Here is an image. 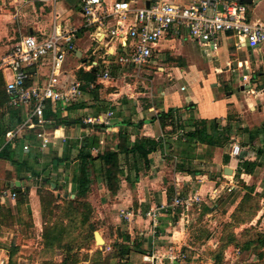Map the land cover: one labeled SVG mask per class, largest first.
<instances>
[{
	"label": "crops",
	"instance_id": "crops-1",
	"mask_svg": "<svg viewBox=\"0 0 264 264\" xmlns=\"http://www.w3.org/2000/svg\"><path fill=\"white\" fill-rule=\"evenodd\" d=\"M106 1L112 3L115 0ZM137 1L143 5L156 0ZM164 1L186 6L201 0ZM247 6L252 22L264 24V0H253ZM83 23L80 0H58L54 4L39 0H0V45L16 39L26 30L29 34L22 37H50L55 31L64 33L75 28L80 29ZM79 35L76 53L69 55L65 62L63 86L75 80L81 81L77 75L80 72L77 66L88 58L91 38L86 29L81 30ZM186 40L192 43L188 55L183 50ZM198 48L202 50V54ZM248 49L251 50L248 55L256 54L259 60L250 61L237 56L238 52ZM159 50L158 60L153 61L150 67L154 64L155 69L161 70L168 55L181 60V64L177 63L172 67L165 65L164 71L168 75L163 72L162 83L154 85V92L158 93L160 90V97L156 100L147 99L152 94H147L146 97L138 92L115 91L106 97L100 95L99 98L86 93L83 99L63 114L55 113L49 108L46 117L50 122L45 126L24 129L22 123L29 110L9 107L5 97L0 103V154L8 151V156L0 159V210H19L21 216L29 215L35 228L39 229L43 224L39 189L46 181H49L50 189L56 193L57 198L59 194L60 199L77 198L79 185L74 177L80 174L84 157L118 152L119 149L121 151L125 138L129 147L138 139H150L157 145L148 154L147 160L132 152L119 154V189L115 194L110 192L102 177L98 178L99 183L93 182L91 187L98 185L100 188L102 218L114 222L119 233L125 232L124 237L121 235V243L129 251L127 264H168L167 256H173L176 251L187 246L189 231L185 222H193V218L203 213L204 206H217L213 202L226 188L228 191L236 188L234 176L239 161V157L231 155L232 145H240L235 139L229 142L228 147L217 146L208 151L213 155L207 153L199 160H191L190 156L180 152L175 154L177 147L172 146L177 136L183 142H192L190 132H174L173 118L178 113H182L181 118L186 120L189 127L193 124L192 121L214 120L222 121V126H225L227 123L231 124L228 118L232 109L242 119L240 128L245 135H249V146L246 148L250 151L244 152L245 160L250 163L259 162L263 167L260 166L257 170L264 174V160L261 161L259 157L264 152V48H237L235 40L226 36L222 37L219 48L214 50L183 36L181 39L169 37L163 40ZM175 50L178 52L173 54ZM71 58L78 61L77 66H72ZM69 66L72 67L71 70ZM33 72L36 74L32 81L40 83L47 79L50 67L43 65ZM217 75H223V84L219 82ZM245 76L248 78L244 79ZM185 79L195 89V94L184 96L180 92L186 91V87L178 88L173 84L176 80ZM219 85L226 89L225 94L220 98L212 97L210 88ZM238 88L240 90H235ZM205 91L208 96L203 98L200 94ZM104 104L107 109L102 107ZM172 109L175 113L170 120H165L162 115ZM108 111H114L115 115L111 126L105 130L83 123L86 118ZM9 131H15L17 137L13 140L7 139L6 134ZM39 132L49 136L51 144L42 153H38L36 149L25 151V145L40 144L35 135ZM240 147L242 156V146ZM100 164V161L95 162V167H101ZM226 168L232 169L233 174L226 175ZM206 169L209 170L207 173L204 172ZM225 176H232V179H222ZM92 178L97 181L95 175ZM242 178L250 180L253 176L243 173ZM53 184L56 185L55 188ZM8 191H14L16 198L2 197V193ZM176 195H196L200 197L201 204L195 205L197 208L190 207L187 212L177 209L162 214L154 235L150 218L147 217L148 212L163 205H171ZM118 210L132 211L131 221L125 222L118 215ZM36 214L39 217V226L35 219ZM127 237L128 240H124ZM104 240L108 242L106 238ZM8 247V234L0 225V261L8 256Z\"/></svg>",
	"mask_w": 264,
	"mask_h": 264
},
{
	"label": "rangeland",
	"instance_id": "rangeland-1",
	"mask_svg": "<svg viewBox=\"0 0 264 264\" xmlns=\"http://www.w3.org/2000/svg\"><path fill=\"white\" fill-rule=\"evenodd\" d=\"M27 34L29 33L26 30L16 39L0 45V68L8 49ZM186 42L183 50L188 55L192 43L187 40ZM80 47L83 48L82 45ZM262 48L264 47L262 46ZM178 50H175L173 54H176ZM197 50L202 54L201 49ZM250 51L248 49L238 52L237 56L250 61L259 60L256 54L249 56ZM71 60L72 66L74 64L77 66L78 61L74 58ZM48 63L49 61L46 59L44 65H48ZM177 63L181 64V60L168 55V60L163 64L161 70L155 69L154 64L152 67H145L141 72L130 67L114 68L111 80L105 83L97 82L96 87L88 88L86 93L99 98L100 95L106 97L107 94L115 91L123 93L128 91L143 93L146 97L147 94H152L154 97L150 96L147 99L156 100L160 97V90L156 93L154 87L162 83L163 75L161 76V74L163 72L168 75L164 71L165 65L172 67ZM45 69L47 70V68ZM69 69L71 70L72 67L69 66ZM212 73L211 70L210 74ZM1 76L2 71L0 70V79ZM219 78V82L223 84V75H220ZM173 84L178 88L186 87V91L180 92L184 96L195 94V89L187 79L176 80ZM210 89L212 97L220 98L226 92V89L221 85ZM4 94L2 86L0 103L5 99ZM200 95L203 98L208 96L206 91ZM102 107L107 109L105 104ZM181 117L182 113H178V116L173 118L175 134L181 130L192 133L197 128L205 130V133H202L199 139L195 138L196 141L192 140L191 143L183 142L176 135V140L173 141V146L171 145L177 147V151H174L175 154L180 152L190 156L191 160H199L207 153V155H213L208 151L214 150L217 146L212 145L211 142L216 143L219 147H228L229 141L233 139L239 141L242 146L243 156L244 152L250 151L246 148L249 146V135H245L243 129L240 128V125L243 124L242 119L238 118L239 116L232 109L228 118L231 124L227 123L225 126H222V121L217 120L207 124L192 121L193 124L189 127L186 120ZM259 157L263 161L264 152H261ZM260 166L262 165L259 162H255V168L248 167L245 156L240 158L238 168L235 170L236 176H234L236 188L232 191H228L226 188L224 193L213 202L217 206L213 204L204 206L203 213L197 218H193L192 223L185 222L189 238L187 246L176 251L173 255L178 258L177 264H264V174L257 170ZM89 169L97 180L93 181L99 183L100 175L97 176L100 174L99 171L93 172L91 167ZM208 171L204 170L206 173ZM243 173L252 175L253 179L244 180ZM79 175L77 177H80ZM222 179L230 181L232 176H225ZM100 181H102L101 178ZM99 189V186L95 185V187H91L85 198L69 197L66 200L57 198L56 193H53L49 187L40 189L43 192L44 205L43 224L39 229L35 228L29 215L23 217L19 210L12 208L1 210L0 225L8 234V264H127L129 262L128 256H126L127 249L121 243V235L124 237L125 232L119 233L114 222L102 218ZM117 213L121 217L119 210ZM35 219L39 226L37 214ZM96 231L108 240L105 245L95 242L94 232ZM168 261L169 264H174L171 263V260Z\"/></svg>",
	"mask_w": 264,
	"mask_h": 264
},
{
	"label": "built area",
	"instance_id": "built-area-1",
	"mask_svg": "<svg viewBox=\"0 0 264 264\" xmlns=\"http://www.w3.org/2000/svg\"><path fill=\"white\" fill-rule=\"evenodd\" d=\"M43 3H56L58 0H39ZM84 23L80 29L66 32L55 31L50 37L25 36L19 39L6 52L0 70L5 79L7 105L13 108H27L22 127H43L50 121L46 112L50 108L55 113H65L86 95L83 83L79 80L62 85L66 59L76 53V41L81 30H87L91 38L88 58L77 66L78 71L91 72L99 68L98 82L112 79L114 68L130 67L143 71L159 58L160 43L169 38L181 39L188 36L201 46L217 50L222 37H232L237 48L250 49L264 47V24L251 20L249 8L241 0H201L190 5H177L164 0L151 1L140 5L137 0H80ZM48 59L50 72L42 82H33V72ZM248 77L245 76L244 79ZM95 84L90 85L94 89ZM114 111L86 118L83 123L107 129L111 126ZM22 128V129H23ZM40 140L36 146L25 145V151L36 149L42 153L51 139L43 132L35 134ZM17 137L9 131L6 138ZM231 155L241 156L240 145L234 143ZM15 199L14 191L3 192L2 197ZM201 204L200 197L176 195L171 205H163L148 212L153 234L157 233L158 219L170 210L184 209ZM196 207V206H195ZM123 220L129 223L133 217L130 210L121 211ZM169 260L178 258L169 255ZM9 258L1 259L0 264H8ZM169 264V263H168Z\"/></svg>",
	"mask_w": 264,
	"mask_h": 264
},
{
	"label": "trees",
	"instance_id": "trees-1",
	"mask_svg": "<svg viewBox=\"0 0 264 264\" xmlns=\"http://www.w3.org/2000/svg\"><path fill=\"white\" fill-rule=\"evenodd\" d=\"M98 73H99V68H94L91 72L80 71L78 73V76L80 77V80L83 83V88L85 91L88 88L90 89V85H92V84H95V87H96V84L98 82V78H97ZM2 86L4 87V92H5V79L3 77V74H2L1 79H0V90H1ZM4 95L6 97V100H8L6 92ZM173 113H175L174 109L170 110L166 115L164 114L162 116L165 118V120L168 121L173 116ZM216 121L217 120H214L213 122H216ZM60 122H63V121H60ZM200 123L207 124L208 122L202 121ZM202 133L204 134L205 130L202 131L201 129L197 128L196 131L189 134V137L193 141H195V138L199 139V137ZM126 140L127 139L125 138L124 139V145L123 146L121 145V151L119 149L118 152H109V153H104V154H98L96 157H87V156L84 157V163L80 169V175H79L80 177H77L78 175H75L76 176L75 180L77 181V184L79 185V195H77V198L78 197L85 198L91 190V186L94 182L93 181L94 179L92 178L93 175L90 172V169H89L90 167H91V170L94 168L93 172L99 171V173L101 174L100 177H102V179L105 181L110 192L112 194H115L119 189V178H118V176L120 174V171H119L120 166H119V158H118L119 154L122 152H125V153L132 152V153H136L139 157L147 160L148 154H150L154 150V147H156V145H157V143L153 140L141 138V139H138L134 144L130 145V147H129V145L127 146ZM211 144L214 146H218L214 142H211ZM147 148H149L148 151L146 150ZM6 156H8V151H3L0 154V159H4V158H6ZM242 157H243V155L240 156L239 159ZM97 161H100V163H101L100 168L95 167V162H97ZM246 165L248 167L255 168V163H250V162L246 161ZM97 176H98V174H97ZM48 182L49 181H46V183H44L40 189H46L48 187L50 188V184H48ZM40 189H39V193H40V197L42 200V206H43L44 205L43 198H42L43 192ZM1 210H3V209H1ZM1 210H0V212H1ZM124 240H128V237L125 238ZM128 255H129V251L127 250L126 256H128ZM126 256H124V257H126Z\"/></svg>",
	"mask_w": 264,
	"mask_h": 264
},
{
	"label": "water",
	"instance_id": "water-1",
	"mask_svg": "<svg viewBox=\"0 0 264 264\" xmlns=\"http://www.w3.org/2000/svg\"><path fill=\"white\" fill-rule=\"evenodd\" d=\"M241 1L244 2V3H247V4H252L253 3V0H241ZM224 173L226 175H232L233 174V170L230 169V168H226ZM53 187L55 188L56 185L53 184ZM60 197H61V195L59 194L58 198H60ZM94 239H95V242L97 244H99V245H105L106 244V242H105L104 238L102 237V235L99 232H97V231L94 233Z\"/></svg>",
	"mask_w": 264,
	"mask_h": 264
}]
</instances>
